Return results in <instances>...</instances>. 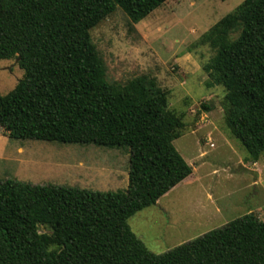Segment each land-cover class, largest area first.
<instances>
[{"label": "trees", "instance_id": "16d2710c", "mask_svg": "<svg viewBox=\"0 0 264 264\" xmlns=\"http://www.w3.org/2000/svg\"><path fill=\"white\" fill-rule=\"evenodd\" d=\"M165 1L0 0V58H17L23 71L0 94L8 137L128 150L124 189L0 180V264H264V219L253 212L160 254L127 223L191 174L172 143L184 124L154 77L107 81L89 30L116 7L137 23ZM196 44L214 51L203 65L205 85L223 86L224 123L257 160L264 151V0H243Z\"/></svg>", "mask_w": 264, "mask_h": 264}, {"label": "rangeland", "instance_id": "374dc122", "mask_svg": "<svg viewBox=\"0 0 264 264\" xmlns=\"http://www.w3.org/2000/svg\"><path fill=\"white\" fill-rule=\"evenodd\" d=\"M242 1L167 0L137 23L116 7L89 30L107 81L154 77L167 91L168 109L184 124L172 143L191 174L127 220L155 254L248 212L264 219V151L253 160L229 132L223 120L225 89L205 85L203 65L214 51L196 44ZM22 75L17 58H0V94ZM127 171V148L10 138L0 126V180L108 191L126 188ZM49 231L39 226V232Z\"/></svg>", "mask_w": 264, "mask_h": 264}, {"label": "crops", "instance_id": "0c3cea01", "mask_svg": "<svg viewBox=\"0 0 264 264\" xmlns=\"http://www.w3.org/2000/svg\"><path fill=\"white\" fill-rule=\"evenodd\" d=\"M166 194H167V192H166L164 195H162V196H165ZM162 196H161V197H162ZM161 197H160V198H161ZM160 198H159V199H160ZM159 199L157 200V202H156V203H158V202H159Z\"/></svg>", "mask_w": 264, "mask_h": 264}]
</instances>
